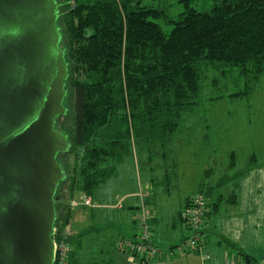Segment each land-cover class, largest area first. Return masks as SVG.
Returning a JSON list of instances; mask_svg holds the SVG:
<instances>
[{"label":"trees","instance_id":"obj_1","mask_svg":"<svg viewBox=\"0 0 264 264\" xmlns=\"http://www.w3.org/2000/svg\"><path fill=\"white\" fill-rule=\"evenodd\" d=\"M56 1L68 67L64 104L71 103V109L67 106L55 126L68 134L71 146L57 155L66 177L55 194V240L67 239L72 209L68 201L76 192L92 195L114 175L131 139L167 156L184 114L202 103L209 72H214V87L222 79L227 86V78L234 76L237 90L226 95L232 99L249 97L264 75V0H212L203 9L192 6L191 0H179L185 9L174 18L168 5L143 0H79L74 7ZM161 18L172 24L170 31L163 30ZM66 155L72 157L69 169L63 163ZM229 156L235 165L237 152ZM247 159L252 164L256 157L250 154ZM212 171L208 167L205 176ZM244 173L225 175L213 184L201 181L199 192L209 199L205 219L220 200L235 196L219 192L213 198V191L230 180L235 189L236 178ZM237 255L252 262L241 250Z\"/></svg>","mask_w":264,"mask_h":264},{"label":"water","instance_id":"obj_2","mask_svg":"<svg viewBox=\"0 0 264 264\" xmlns=\"http://www.w3.org/2000/svg\"><path fill=\"white\" fill-rule=\"evenodd\" d=\"M56 0H0V264H53L55 198L71 143L55 126L68 67Z\"/></svg>","mask_w":264,"mask_h":264},{"label":"crops","instance_id":"obj_3","mask_svg":"<svg viewBox=\"0 0 264 264\" xmlns=\"http://www.w3.org/2000/svg\"><path fill=\"white\" fill-rule=\"evenodd\" d=\"M204 121L208 126V120ZM250 154L256 157L260 153L254 149L247 155ZM145 158L150 161L148 154ZM206 169L197 183L198 190L188 193L180 189L183 194L176 202L169 196L164 198L163 193L169 195L172 188L160 186L150 171L145 170L142 178L131 168L135 180L123 191L102 183L90 195L92 206L79 204L71 209L65 228L70 244L69 264H130L127 255L116 248L115 242L119 236L133 237L136 233L134 211L139 204L137 192L140 188L146 189V202L152 214L153 242L164 251L180 244L191 232L180 214L187 200L200 191L201 181L210 180L211 175L205 176ZM164 170L159 175L166 174ZM239 172L245 173L236 178L235 189L230 180L212 193L213 198L219 192L225 197L230 193L235 196L232 201L220 200L216 211L205 219L206 239L202 248L197 252L176 251L169 257L155 258L150 264H221L225 256L237 255L238 250L250 256L252 262L264 264V158L256 157L252 164L248 163ZM178 179L176 176V181ZM225 187L226 191L223 190ZM80 192H76L74 198Z\"/></svg>","mask_w":264,"mask_h":264},{"label":"rangeland","instance_id":"obj_4","mask_svg":"<svg viewBox=\"0 0 264 264\" xmlns=\"http://www.w3.org/2000/svg\"><path fill=\"white\" fill-rule=\"evenodd\" d=\"M143 3L154 6L168 5V14L172 18L185 9L183 1L179 0H143ZM211 3L212 0L190 2L197 9L209 7ZM158 22L164 31H170L172 24L163 18L158 19ZM213 75L212 71L206 75L201 92L203 101L197 110L184 114L167 156L163 157L161 150L157 148L147 152L146 148L138 146L131 139L128 151L116 165V173L106 179L104 186L123 191L133 179L135 180L133 170L130 172L131 168L138 171L142 178L146 170L150 171L152 177L156 176L154 179L160 186L172 188L169 195L163 193V196H169L171 201L176 202L183 194L181 190L188 193L198 190L197 183L203 177L204 169L212 166L210 180H206L216 183L221 177L231 176L247 167V154L250 151L256 149L260 153L256 157L264 158V75L252 94L241 99L226 96L237 90L233 75L232 78H227V86L226 80L222 79L218 87L211 84ZM240 86H243V83L240 82ZM217 95L225 96L213 100ZM67 106L71 109V103ZM204 120H208V126ZM232 150L237 152L233 166L230 165L229 156ZM146 154L150 156V161H146ZM71 162V155L64 156L63 163L67 169ZM164 168L166 174L159 175L162 170L165 171ZM176 176L180 178L177 181ZM174 182L177 185H174ZM65 188L66 184L59 191V196H63ZM226 189L227 187L223 188L224 191Z\"/></svg>","mask_w":264,"mask_h":264},{"label":"built area","instance_id":"obj_5","mask_svg":"<svg viewBox=\"0 0 264 264\" xmlns=\"http://www.w3.org/2000/svg\"><path fill=\"white\" fill-rule=\"evenodd\" d=\"M79 0H66L69 6L74 7ZM139 204L134 213L136 233L133 237L119 236L115 245L119 251L124 252L130 264H150V262L160 256L169 257L176 251L197 252L205 243L206 232L204 228L205 215L209 209V199L202 192L192 195L181 212V217L190 229L180 244L164 251L153 242V230L151 226L152 214L146 202V189L140 188L137 192ZM71 208L84 204L93 205L92 197L84 192H80L77 197L68 201ZM56 228L53 232V264H69L70 244L65 238L54 239ZM221 264H257L247 263L239 255L225 256Z\"/></svg>","mask_w":264,"mask_h":264}]
</instances>
